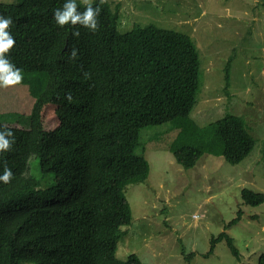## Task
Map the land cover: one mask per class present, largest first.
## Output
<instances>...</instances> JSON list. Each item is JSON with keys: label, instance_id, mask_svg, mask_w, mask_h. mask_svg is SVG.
<instances>
[{"label": "trees", "instance_id": "16d2710c", "mask_svg": "<svg viewBox=\"0 0 264 264\" xmlns=\"http://www.w3.org/2000/svg\"><path fill=\"white\" fill-rule=\"evenodd\" d=\"M258 1L264 7V0ZM63 3H0V16L13 21L9 60L21 70L47 74L31 113L0 114V129H10L14 138L10 149L0 152V171L7 165L13 172L7 184L0 182V264H143L134 254L124 261L116 258L117 244L126 234L122 228L132 222L124 192L149 175L141 132L163 125L175 131L167 148L185 170L204 155L239 164L254 141L237 115L204 127L191 117L203 80L200 53L189 36L154 24H135L121 32L117 9L104 0L90 2L100 9L95 32L59 26L53 11ZM76 4L83 11L89 3ZM73 28L79 37L72 36ZM72 48L77 49L74 60L69 58ZM229 71L230 60L226 89ZM68 93L71 101L65 98ZM41 104L59 107L54 129L37 125L35 111ZM31 158L39 162L38 176L28 175ZM50 173L54 180L42 189ZM241 200L255 207L264 195L242 190ZM240 218L241 211L226 228ZM223 240L239 260L225 233L211 239L205 256ZM256 264H264V253Z\"/></svg>", "mask_w": 264, "mask_h": 264}, {"label": "rangeland", "instance_id": "374dc122", "mask_svg": "<svg viewBox=\"0 0 264 264\" xmlns=\"http://www.w3.org/2000/svg\"><path fill=\"white\" fill-rule=\"evenodd\" d=\"M22 1L0 3L18 5ZM104 1L117 9L121 32L135 24H154L189 36L200 53L203 80L191 117L204 127L228 114L237 115L254 141L252 151L239 164L204 155L194 168L185 170L167 148L175 131L170 132L167 125L143 130L149 175L144 183L130 185L124 192L132 222L122 228L126 234L117 244L116 258L124 261L134 254L143 264H256L264 253V202L246 206L241 191L264 195V7L258 0ZM21 74L19 84L0 87V114L28 115L44 90L45 72L22 70ZM58 114L56 104H41L35 111L36 123L54 129ZM39 170V162L31 158L28 175L38 176ZM53 180L54 174H48L42 189ZM239 211L240 220L226 228ZM221 233L231 238L239 260L224 240L205 256L211 239Z\"/></svg>", "mask_w": 264, "mask_h": 264}, {"label": "clouds", "instance_id": "9594fccd", "mask_svg": "<svg viewBox=\"0 0 264 264\" xmlns=\"http://www.w3.org/2000/svg\"><path fill=\"white\" fill-rule=\"evenodd\" d=\"M99 12V5L93 7L89 3L84 7L83 11H79L76 0H64L62 7L53 11V19L59 26L80 25L91 32H95L98 27L97 17ZM12 23L11 17L0 16V87L16 85L22 80V70L15 67L6 55L15 43L13 36L8 31ZM71 34L74 37H79L80 32L78 29L73 28ZM76 57L77 49L72 48L69 58L74 60ZM65 98L71 101V93L66 94ZM10 137H12L10 129H0V152H6L10 149V145L14 143V138L10 139ZM12 177V170L7 165H4L3 170L0 171V182L7 184Z\"/></svg>", "mask_w": 264, "mask_h": 264}]
</instances>
